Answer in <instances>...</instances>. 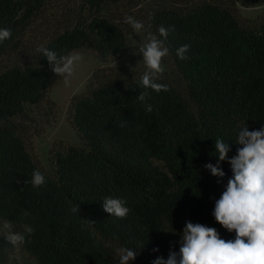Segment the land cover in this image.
Segmentation results:
<instances>
[{"label":"trees","instance_id":"16d2710c","mask_svg":"<svg viewBox=\"0 0 264 264\" xmlns=\"http://www.w3.org/2000/svg\"><path fill=\"white\" fill-rule=\"evenodd\" d=\"M80 2L42 46L58 55L94 50L106 60L127 51L134 29L125 18L132 16L148 37L155 35L168 48L173 67L157 82L169 90L143 88L147 67L126 70L107 62L96 67L85 89L71 97L69 118L81 142L55 143L47 171L27 142L34 129L40 133L44 127L27 120H37L39 113L51 122L57 102L49 88L60 76L37 51L33 61L1 69L0 220L25 235L21 246L39 264H119L121 247L137 252L130 264L166 261L170 251L179 254L185 221L234 240L235 231L212 215L233 175L231 166L220 162L226 175L219 178L204 165L217 164L216 139L229 143L230 159L242 147L235 143L241 129L264 126V9L243 21L238 7L264 0ZM45 3L0 0V28L12 31L0 53L22 45ZM161 26L175 30L164 39ZM185 44L190 48L182 60L176 51ZM144 91L149 95L141 102ZM34 170L45 176V185L32 186ZM109 196L126 200L131 210L126 218L103 210ZM25 225L34 232L27 234ZM10 247L0 229V264H8Z\"/></svg>","mask_w":264,"mask_h":264},{"label":"clouds","instance_id":"9594fccd","mask_svg":"<svg viewBox=\"0 0 264 264\" xmlns=\"http://www.w3.org/2000/svg\"><path fill=\"white\" fill-rule=\"evenodd\" d=\"M125 23L130 24L137 32L143 28V24L132 16H127ZM174 30V26L167 29L161 26L158 32L166 39L169 32ZM11 36L10 28H0V43ZM148 41L140 49L147 66V70L140 78L141 84L143 88L152 89L157 93L168 91V86L158 83L157 80L163 74L162 59L168 55L169 50L164 46L163 40L155 35L150 34ZM189 48L188 44L182 45L177 49L176 55L182 60L187 59L185 54ZM36 51L47 59L51 71L57 76L70 75L74 62L79 59L78 54L58 55L56 51L42 45L37 47ZM148 95L147 91L141 92L138 100L143 102ZM145 110L151 112L152 106L146 104ZM235 143L242 147H239L237 154L229 159V143L216 139L217 164L204 165L213 176L219 178L226 175L220 162L227 161L231 166L233 175L228 179L220 198L215 200L212 215L224 229L229 232L235 231V239L226 241L215 228L185 221L179 254L170 251L166 261L158 257L152 264H264V126L252 131L244 127L240 130ZM30 183L38 188L46 184V178L39 170H34ZM102 208L110 216L121 219L126 218L131 211L126 206L125 199L111 196L103 198ZM72 211L78 213L79 206L74 207ZM22 215L27 217L29 213L24 212ZM4 227L10 229L11 225L6 223ZM24 231L30 235L34 229L25 225ZM6 239L11 245L23 244L25 235L9 231ZM156 250L158 249H154ZM117 252L120 257L119 264H130L137 256V252L129 248L121 247Z\"/></svg>","mask_w":264,"mask_h":264},{"label":"rangeland","instance_id":"374dc122","mask_svg":"<svg viewBox=\"0 0 264 264\" xmlns=\"http://www.w3.org/2000/svg\"><path fill=\"white\" fill-rule=\"evenodd\" d=\"M80 0H46L45 7L32 26L25 32L22 45L7 53H0V70L15 63H28L33 61L36 49L44 38L57 28L64 20L72 18L74 12L80 8ZM241 19H255L263 11L264 5L244 6L238 5ZM128 49L125 53L104 60L94 50H75L79 59L73 64L70 75L60 76L49 88V95L57 102L56 112L49 124L43 122L39 113L37 120H27V123L36 127H44L42 132L36 130L29 134L28 146L37 162L47 171H50L49 157L55 143L68 141L80 143L81 139L69 118L71 97L85 89L87 80L93 70L104 64L113 63L124 69L147 67L143 54L140 51L149 41L145 30L135 31L128 35ZM173 67L170 54L162 59L163 71ZM67 81V82H66ZM34 115V114H33ZM35 117V116H34ZM26 120V119H25ZM7 221L0 220V229L7 234L15 232L13 228H5ZM8 264H39L36 258L26 251L21 244L11 245L9 249Z\"/></svg>","mask_w":264,"mask_h":264}]
</instances>
